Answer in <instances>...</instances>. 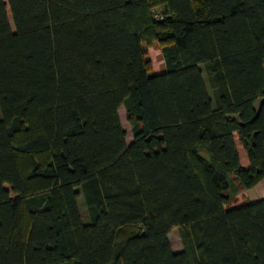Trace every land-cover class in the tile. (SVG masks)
Masks as SVG:
<instances>
[{"label":"trees","instance_id":"16d2710c","mask_svg":"<svg viewBox=\"0 0 264 264\" xmlns=\"http://www.w3.org/2000/svg\"><path fill=\"white\" fill-rule=\"evenodd\" d=\"M233 173L264 179V0H0V264H264Z\"/></svg>","mask_w":264,"mask_h":264},{"label":"rangeland","instance_id":"374dc122","mask_svg":"<svg viewBox=\"0 0 264 264\" xmlns=\"http://www.w3.org/2000/svg\"><path fill=\"white\" fill-rule=\"evenodd\" d=\"M159 10V9H158ZM9 19L12 24V28L14 29L13 19L12 15L9 10ZM146 55L149 60V67L150 71L152 72H161L165 68V60L164 55L162 52L161 44L158 41L153 42L150 45H146ZM205 78L207 79V75L205 74ZM120 117L123 123V126L127 129V140L130 142L133 138V121L129 118L128 113L126 111V108L124 105H122L119 109ZM230 180H232V186L229 190L230 195L232 196V202H239L242 200L241 192L243 189H240L239 184L237 183L236 175L229 174ZM240 191V192H239ZM246 192V191H245ZM244 197V196H243ZM79 206L81 209L82 217L85 222L89 221V215L87 206L85 203L84 196L81 194L79 197ZM169 238L171 241V244L174 246H181L184 247L181 235H180V229L178 227H173V229L169 233ZM119 264H123L120 262Z\"/></svg>","mask_w":264,"mask_h":264},{"label":"crops","instance_id":"0c3cea01","mask_svg":"<svg viewBox=\"0 0 264 264\" xmlns=\"http://www.w3.org/2000/svg\"><path fill=\"white\" fill-rule=\"evenodd\" d=\"M241 196H242V200L239 202H233V204H239L240 202L244 200V197L246 199L253 200V201L264 198V179L260 180L255 186L251 188L243 189L241 192ZM172 247L175 251H179L183 249V247H181L180 245L179 246L172 245Z\"/></svg>","mask_w":264,"mask_h":264}]
</instances>
